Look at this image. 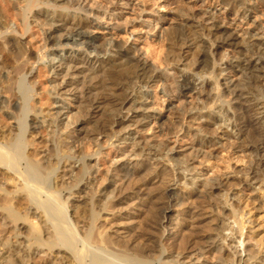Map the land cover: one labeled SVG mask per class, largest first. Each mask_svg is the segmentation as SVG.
I'll return each mask as SVG.
<instances>
[{
    "label": "bare ground",
    "instance_id": "1",
    "mask_svg": "<svg viewBox=\"0 0 264 264\" xmlns=\"http://www.w3.org/2000/svg\"><path fill=\"white\" fill-rule=\"evenodd\" d=\"M97 1L23 0V5L17 12V18H15L16 22H18L16 30L10 28L6 22H0V75L2 73L0 76V113L2 117L8 115L9 119L12 120L9 123H5L3 118L0 119V169L4 170V172L6 171L5 173H7L8 177L10 174L12 175L11 178L6 179L7 182L0 184V211H2V217H4L2 219L7 221V224L11 222L15 225L19 221L22 225H26V222L29 224L28 234L25 240L21 242L22 249H25L23 253H26V256L28 253L32 254L36 253V251L41 254L42 249L50 253L56 247L58 252L55 254L59 255V258H64L65 255H68L67 257L70 258L72 264H178L180 261L181 264H204L203 261L209 259L206 254L210 250H216L215 252L220 254H218L219 256L217 255L220 259L218 264H249L250 262L253 264H264L262 240L256 243L254 253H252V250L249 252L246 248H243V243L245 242H243L244 230L249 232V230L245 229V224L249 222L246 218L248 214L244 210L246 205L244 208L241 207V194L238 192L240 190L234 192L236 199L232 195L234 198L232 199L238 207L236 204L234 206L230 203L232 201L226 197L221 196L222 200L219 202V206H222L224 212L221 210L217 211V213H222L219 218H215L214 234L213 237H209L205 241L206 248H200L190 255L179 253L169 255V252H166L164 248L165 244L160 235L162 220L167 217L166 210H169L171 203L168 201L167 188L164 187L168 183H172L173 185H181L192 190L199 180H202L199 179L202 176L200 175L201 172L198 171L197 173V167L194 166V162L199 158V165L207 162L210 158V155H205L202 150L204 146L202 141L200 142L202 137H211L210 143L212 145L217 144L219 138H225L228 141L227 147L232 148L235 143L236 145L233 148L238 149L239 152L244 154V157H247L246 167L239 172L240 178L237 176L229 177L225 179V182L222 181L224 184L231 183V185L233 184L232 186L234 184L237 186L242 183L243 191H246L245 188L247 187L252 191L258 187L259 195L264 194V188L261 190V186L264 185V175L258 172L259 166L264 163V99L261 103L262 105L258 106L257 102L254 103V100L250 98H253L254 92H260V97L264 98L261 95L262 92L264 94V39L259 38V40L252 41V39L254 40L256 36L258 37L261 34V31L257 29L258 31L253 34L243 33V37L240 38L237 35L238 31H236V28L214 20L213 9H205L203 15L196 21L197 19L194 16L188 15L177 8L172 16L179 17L185 29L187 28L189 31L186 30L187 32L185 31V33L181 29L177 30L175 32V40L169 46H166V31L160 30L161 26L156 38L151 40L148 38V31L151 32L153 30H149V28L155 29L158 21H163L166 18H160L157 11L156 14L159 20L152 21L150 18H146V20H142V24H132L128 28V21L133 23L138 18L131 17L128 20V17L125 19L120 16L113 17L111 13L116 11V9L114 8V10L108 12L109 7L104 4L105 7H102V3ZM216 1L210 0V2L207 1V4L211 7V4ZM255 1L219 0V4L229 7L235 15H239L242 21H246L250 20L251 14L256 10ZM260 1L263 2V0ZM40 5L46 6L41 13L49 22V27H46L48 30L42 28L44 39L42 49L51 46L48 44L58 47L71 45L72 47L81 46L83 49H91L97 54L107 50L112 53L113 59L102 58L98 60V69H90L91 74L94 76L92 79H97L99 95L94 98L85 83L80 90V92H83L82 98L86 102L84 107L89 110L98 109L99 117L93 123L90 121L92 127L90 126L91 131L88 134L91 138L93 137L91 140L94 144H96L98 137L104 135L103 132L106 128L114 125L127 123L125 127L134 125L139 129L140 127H148L150 124L148 120H151V125L155 129L161 128L163 122L167 120L166 112L169 109L164 110L158 101L164 95L179 93L180 96H184L189 92H196V95L207 98L210 103L201 100L202 98L199 99L198 104H200L196 105L197 107L193 108V110H189L187 115L182 118L183 124L187 125L186 123H188L190 125L186 127L184 125L183 127L182 124L181 131L179 130L178 132L177 130L174 133V137L177 138L178 133L188 132L191 128L192 131H195L196 138L200 137L199 141L196 139V143H193L190 147L185 148L183 151L174 152L171 148L168 150L166 147H157L158 145L148 144L144 140L135 138L132 141L130 140L131 143L119 155L107 158L106 170L104 169L103 172L95 160L92 172L88 169V164H85V160L89 156L100 154L98 150H93L94 147L91 143H84L81 148L84 156H79L81 149L79 150L80 147L75 141L56 135L58 141L56 146L48 142L49 147H45L40 152H37L35 148V152L33 149L34 137L32 140V131L45 125V128L51 134L50 138H53L55 130L52 129L53 122H50L49 119L47 120L45 114L37 112V103L33 99L37 96L35 85L27 78L35 62L31 61L28 57L29 55L24 57L26 53L14 37L15 35L20 37L25 35L29 30L28 15ZM53 8L61 10L54 19V21L57 20L62 24L60 27H55L52 17L50 18L46 14L48 9ZM101 10H105V13ZM4 12L7 13V8H4ZM68 12H74V14L82 13L86 17L85 21L80 19L79 22V19H77L73 28L68 33H65V24L69 20ZM139 12L141 13V16H139L142 18L143 9L139 10ZM106 13H109L106 24L110 27V29L108 28L110 30L108 32L110 38L107 39V43L105 41L104 43L96 44L90 36L89 28L98 29L101 26V22L98 21H103L102 19H104ZM7 14H5L6 20ZM257 17L252 18V22H255ZM89 18H93V20L89 21ZM84 22L85 26L82 24ZM94 22L96 24H93ZM192 28L195 30H192ZM135 33H142L146 36L141 38L135 35V38L129 41L130 36ZM61 39H64L65 44L62 43L63 41L60 43ZM150 44L156 45V48L152 47V50L151 48L149 49ZM218 48L229 50L228 55L219 57ZM182 49L188 50L184 52ZM37 55V60H46V64L50 67L49 72L53 71L51 69H54V62L57 59V63L60 66L64 64V67H68V69H75L74 66L70 67L68 64L88 65V61L85 58L74 59L69 57L68 62L65 63L59 55L51 58L43 56L42 59H40L39 54ZM222 65H225L224 69H221ZM129 68H134L135 70L133 76L130 75V77L128 75L125 76V72ZM229 74L233 75H231L232 78L236 74H240V80L236 81L232 78H227ZM114 75L117 80L111 78ZM197 77L204 79L198 82ZM220 79L222 82L219 81ZM121 82L124 85H121ZM60 84H57V86L53 85V91L52 93L50 92V96L58 95L57 89L59 90L62 87ZM222 86L225 87L226 93L231 95L232 99L241 100L249 104L243 106H251V110H249L250 108L248 109L250 112L247 108H244L242 112L243 118L233 119L234 111L231 112L229 107H223L219 104L221 99L219 92H223ZM52 88L50 89L52 90ZM110 88L113 89L111 93L107 91ZM119 90L124 92L122 97L115 93ZM155 92H161L163 96H159ZM223 97H226V94ZM260 97L258 98L260 99ZM37 98L39 97L37 96ZM102 104L108 106L107 110L100 108ZM240 108L242 110V106ZM125 110L127 112H135L136 115L132 119L129 118V120L121 115ZM205 110L209 111L204 112ZM38 118H41V121ZM192 122L196 123V128H193ZM7 124L9 125L7 126ZM67 124L65 129L69 126ZM157 124L159 125L157 126ZM34 125H38V127ZM151 127L147 130H152ZM242 127H246V130L249 128L250 133L247 134L246 131H241ZM233 128L237 129L236 134L233 133L235 130ZM137 131L140 132V130ZM125 135L130 136L131 134L127 133ZM238 136L239 138L235 139ZM252 138L255 139L253 145L248 143ZM215 139L218 140L215 141ZM106 140L107 145L115 146L111 138ZM118 140L120 143L125 142L123 138ZM102 148L104 147L102 146ZM72 150L80 152L77 155L75 153L70 155L69 152H72ZM172 153H178L179 158L185 159L172 158L170 157ZM178 161L180 162L179 165L177 163L172 165L173 162ZM78 162L79 165L76 168L75 165ZM136 172L138 174L153 175L155 178L160 176L162 177V180H160L162 185L157 191L155 190L156 193L152 195V199L147 200L150 205H148L149 215H147L149 218L146 220L148 224L144 223L145 225H142L144 227L143 234H141L143 230L141 231L139 228L141 226H139L138 229H140L141 233L137 232V229V233L130 232L124 237H119L116 230H112V225H114L111 222L112 219L117 217L116 215L120 213L123 205H126L127 202H131L134 199H136L135 202H144L145 200L143 199L144 196L139 197L140 194L136 192H133L135 198L126 195L127 191H129V181ZM188 174H193L196 177L187 180L186 175ZM203 179L202 183L200 182L201 184L198 183L199 186H204L203 189H206V186L213 189L214 187L216 188V185L221 184L214 178V180L205 179L204 177ZM13 182L15 183L13 184ZM228 185L225 186L229 187ZM11 186L12 189H9ZM129 194L131 195V193ZM262 203L264 204L263 199ZM209 205L211 204L209 203ZM18 206L24 208L23 215L20 214V209L22 208L19 207L20 209H18ZM228 207L231 210H227ZM69 210L73 211V218H71ZM227 211L239 215L240 221L238 223L233 221L237 226L236 229H233L228 224L226 218L229 216L225 214ZM3 220L1 221L3 222ZM167 225L168 223L163 225V228L166 229ZM13 228L15 227L13 226ZM222 231H229L230 235L222 236ZM15 236L17 237V235ZM18 242L20 243V241ZM155 245H157L158 250L154 249ZM19 246L21 247L20 244ZM245 250L250 254L245 253ZM14 253L19 254L16 251ZM168 255L169 258L172 257L171 260L165 259V256L167 257ZM50 256H53V254L51 253ZM22 261L24 263V259ZM59 263L62 262L59 261ZM7 264L17 263L15 260H7Z\"/></svg>",
    "mask_w": 264,
    "mask_h": 264
},
{
    "label": "rangeland",
    "instance_id": "2",
    "mask_svg": "<svg viewBox=\"0 0 264 264\" xmlns=\"http://www.w3.org/2000/svg\"><path fill=\"white\" fill-rule=\"evenodd\" d=\"M22 1L23 0H0V22H2V23L6 22L10 28H12L13 30H16L17 29L16 24H18V22H16L17 20L15 18H17V15H18L17 12H19L20 8L23 5ZM98 1H100L102 3V7H105V6L109 7L108 12H110V10L111 11L114 10V8L116 9V11H112V13H111V14H113V17L114 16L115 17L120 16L122 19H125L126 17H128V20H129V18L131 19V17L138 18V20L136 19L135 22H133V23H131V21L130 22L128 21V28L131 27L132 24H134V25L142 24V20H146V18H150L152 21L153 20H159V17H157V14H156V11H157L160 18H164V17H166V18L163 21L159 20L158 25L155 26V29L149 28V30L153 29L151 32L148 31V29H147L148 38H150V40L153 38H156L157 33L159 34V32H160L159 27L161 26L160 30L162 29L163 32L166 31L165 32L166 37H167L165 40L166 46H169V44H171V42H173V40H175L174 37L176 35L175 32H177V30L181 29L184 32L187 30V28L185 29V27L183 26L184 24L182 23L181 19H179V17L172 16L173 14H175V11L177 10V8L179 10L186 12L188 15L190 14L191 16H194L197 19L196 21H198V18L203 15V11L205 9H207V10L213 9L214 20L217 22H223L226 25H230V27L236 28V31H238L237 35L240 38L243 37V35H244L243 33H246V34L252 33L253 34V33H256L258 31L257 29H259L261 31V34L258 37L257 36L255 37L258 39L254 38V40L252 39V41L259 40V38L264 39V0H263V2H261L260 0L255 1V3H256L255 9L256 10H254V13L251 14L252 16H251L250 20H246V21H244V20L242 21L239 18V15L238 14L235 15V13L232 10H230L229 7H224L221 4H219V0L212 3L211 7H209V4H207V1L210 2V0H122L123 2L120 0H116V1L114 0V2H113V0H98ZM227 1H231V0H227ZM124 3H126V4L124 5ZM4 8H7L8 14L4 12ZM45 8H46V6H44V5H40L37 8H34L32 10V12L28 15V25H29L28 28H29V30L25 33V35L23 37H20L19 35H15V37H14L17 40V42L20 44L21 48L25 51L26 54L24 57L29 55L28 57L31 59V61L35 62L32 66L33 69L31 70V73L29 74V76H27V78H29L30 81L34 83L35 91L37 93V96L39 97V98H37V96H35L33 98L35 100V102L37 103V112L45 114V116L47 117L46 119L47 120L49 119L50 122H53V128L52 129L55 130V135L53 138H50L51 134H50L49 130L47 128H45V125L43 127L36 128L34 131H32L33 132L32 140L34 137V146H35V147L33 146L34 151H35V148H36L37 152L43 151L45 147H49L48 146L49 143H52V145L56 146L58 143L56 135H60L67 140L69 139L70 141H75L76 144H78V146L80 147L79 150L82 148L84 143H86V142L91 143L92 146L94 147L93 150L94 149H95L94 151L98 150L100 154L89 156L85 160V164H88V166H89L88 169L92 172L94 170L93 165H94V160H95L98 167L103 172L104 169L106 170V166H107L106 162L108 160L107 158H111L115 155H119L120 152L124 151L127 148V146L131 143V141L135 138H138L140 140H144V142H147L148 144H152V145H156V146L158 145L157 147H163V148L166 147L168 150L171 148V149H173L174 152H178L181 150L183 151L185 148L193 145V143H196L197 138L195 136V131H192L191 128L188 132L186 131L183 133L182 132L178 133L177 138L174 137V133L177 132V130H178V132H179V130L181 131V127L183 124L182 123L183 116L187 115V112L189 110H191V109L193 110V108H196L200 104V103L198 104L199 99L202 98L201 100L206 101V103H208L210 100H208L207 98H205L203 96H198V94L196 95V92H189V93H186L184 96H180L179 93H175V94L173 93L171 95H167V96L164 95L163 96V94H161V92H155V93H158L159 96H161V95L163 96L162 99L160 101H158L162 105L163 109L164 110L169 109V111L171 110L170 112L169 111L166 112V116H168V117L166 118L167 120H165L163 122V124H162L163 126H161V128L159 127L157 129H155V127H153L151 125L152 124L150 122L151 120H148L150 123L148 127H140L139 129H137V127L134 125H133L134 127L133 126L125 127L127 125V123H124L122 125H116V126L114 125V126H110V127L106 128L105 131L103 132L104 135L98 137L96 144H94V142L91 140V139H93V137L91 138L88 134H90V131H91L90 130V126L92 127V125H90L91 122L93 123V121L99 117V114L97 112L98 109L97 110H95V109L89 110V109L84 107V104L86 102L82 98L83 92H80V90L82 88V85L85 83L86 86L88 85L89 90H91L90 93H91V95H94V98L99 95L100 92H99V89L97 87L98 86L97 79H92L94 76L91 74L90 69H98L99 68L98 60H100L102 58L103 59H105V58L113 59L112 53H111V51L107 50L106 52H103L101 54H97L95 51H92L91 49H83L81 46H73L72 47L71 45H64L63 47H58V46H52V44H48L51 46H47L46 49H42V47L44 45L43 44L44 39H43V34H42V28L45 30H48V28H46V27H49L48 26L49 22L44 18V16L41 13L42 10ZM142 9H143V13H142V18H141L140 17L141 13L139 12V10L141 11ZM59 11H61V10L58 8H56V9L53 8V9H48L47 13H46L47 15H49L50 18L52 17L51 19H52V22H54L55 27H60L62 25L57 20L54 21L56 15L59 14ZM101 11L103 13H105V10H101ZM5 14L8 15L7 20H6ZM108 14L109 13H106L104 19H102L103 21H98V22H101L100 23L101 26H99L98 29L89 28L90 36L93 38V40L96 44L104 43L105 41L107 43V41H108L107 39L110 38V36L108 35V32L110 31L109 30L110 27H109V25L106 24L107 19H108ZM67 15H69V20L65 24V27H66L65 33H68L70 31V29L73 28V26L77 22V19H79V22H80V19H81V21H85V17H86L82 13L74 14V12H68ZM74 16H76V18H74ZM256 16H258L256 21L252 22L253 21L252 18H254ZM91 20H93V18H89V21H91ZM33 22H36V23H33ZM43 24H45V25H43ZM82 24L85 26V22ZM93 24H96V23L94 22ZM84 30H85V28H84ZM192 30H195V29L192 28ZM187 31H189V30H187ZM128 32H130V31H128ZM135 35H138L141 38L142 37L144 38L146 36L142 33L141 34L135 33L132 36H130L129 41L133 40L135 38ZM61 42L63 44H65L64 39H61L60 43ZM152 47L156 48V45L150 44L149 49L151 48V50H152L153 49ZM182 50L185 52L188 49H182ZM217 53H218L219 57L221 55L227 56L229 53V50H225L224 48H218ZM37 54L40 55V59H42L43 56L45 58H47V57L51 58L52 56L59 55V57L62 58L63 62H65V63L68 62L69 57H73L74 59L75 58H81V59L85 58L86 61H88V65L83 66L82 64H75V65L74 64L73 65L68 64V66H70V67L71 66L75 67V69L74 68L68 69V67H64L65 66L64 64L62 66H60L57 63V61H58V59H57L54 62L55 63L54 69H51V71L52 70L53 71L49 72L50 67L48 64H46V60H37V56H38ZM229 55H231V54H229ZM224 67H225V65H222L221 69L222 68L224 69ZM134 72H135L134 68H129L126 70L125 76H127V75H128V77H130V75L133 76ZM224 74H228V73H224ZM1 75H2V73H1ZM231 75L232 74L227 75V78L231 79L232 78ZM111 78L113 80H117L115 75L112 76ZM201 79H204V78H198L197 77L198 82H200ZM232 79L236 80V81L240 80V74H236V76L233 77ZM219 81H221V79ZM57 84H60V86H62V87H60L59 90L57 89L58 95H56V96L51 95L50 96V94L53 91L52 87L57 86ZM120 84L124 85L123 82H121ZM50 88H52V90ZM222 89H223L222 90L223 92H219L220 97H221L219 104H221V106H223V107H229L231 109V112L234 111L233 115H232L233 119L243 118L244 115L242 114V112L244 111V108H247V110L250 108L249 110H251V106L250 107L249 106H243L245 104L246 105H249V104H247L241 100L240 101L237 100L238 101L237 102L236 100L232 99L231 95L226 93L227 91L225 90L224 86H222ZM122 90H119L118 92H115V93L118 95H121L120 97H122L124 94V92ZM107 91H110V93H111L113 91V89L110 88V90L108 89ZM244 93H246V92H244ZM262 93H261V95L264 96V94H262ZM225 94H226V97H223L224 98L223 99L222 96ZM254 94H253L254 99L252 97H250V98L252 100H254L253 101L254 103L257 102L256 104H258V106H261L262 105L261 103H262L264 98L260 97V92H254ZM227 95H229V96H227ZM257 96L260 97V99ZM229 97H231V98L229 99ZM257 98H258V100H257ZM153 100H154V98H153ZM239 103H241V104H239ZM242 103H244V104H242ZM129 104H131V102H129ZM169 104H170V106H169ZM240 106H242V110H241ZM134 107H138V106H134ZM100 108H102V110H107L106 108H108V106L102 104L100 106ZM208 111L205 110L204 112H208ZM251 114H252V112H251ZM121 115H123L124 117H126L128 119L129 118L132 119V117H134L136 115V113L131 112V111L127 112V110H125V111H123V113ZM239 115H241V116H239ZM30 116H31V114H30ZM1 118L4 119L5 123H9V121L10 122L12 121L11 119H9L8 115L2 117V114L0 113V119ZM6 119H9V120H6ZM38 120L41 121V118H38ZM66 124L69 126H67V128L65 129ZM186 124L187 125H185V123H184L183 127H184V125H185V127L190 125V124L188 125V123H186ZM8 125L9 124H7V126ZM158 125L159 124H157V126ZM191 125L193 126V128H196V126H197L196 123H194V122H192ZM36 126L38 127V125H36ZM149 127H151L152 130L148 131L147 129ZM137 130H140V132ZM233 130H234L233 133L236 134L237 129L233 128ZM243 130L246 131L247 134L250 133L249 128H247V130H246V127H244V128L242 127L241 131H243ZM86 133H87V135H86ZM127 133H129L131 135L130 136L125 135ZM95 136H94V138H95ZM87 137H89V138L87 139ZM113 137H114V139H113ZM109 138L112 139V143H114V145H115L114 147L106 144L105 141H107L106 139H109ZM119 138H121V139L123 138L125 142L120 143L118 140ZM210 138L211 137H209V136L202 137L201 139H200V137H198V139H200V142L202 141V144L204 145L202 148L203 152H205L204 154L207 156L210 155L209 156L210 158L208 159L207 162H204L201 165H199L200 164V158H199L196 162H194V166L197 167L196 168L197 173H198V171L201 172L200 175H202L205 179H207V178L209 180L215 179L218 181V183H221V184L218 186L216 185V188L214 187L213 189L212 188L210 189L208 186H206V189L208 188L206 191L205 188H204L205 190L203 189L204 186L198 185V183L201 184L202 181L204 180L203 177L201 176L199 179H202V180H199L197 185H195L192 190H189L188 188H184L181 185H173L172 183L171 184L168 183L164 187V188H167L166 189L167 195L169 196L168 201H169V203L170 202L171 203H170V206L168 208L169 210H166V216L167 217L164 220H162V227H161V234L160 235L162 237V241L165 244V246L169 247V248H167L164 246V248L166 249V252H169V255H172V254L174 255L177 253L184 254V255L185 254L190 255L192 253H195L200 248H206L207 245H205V241L208 240L209 237L210 238L213 237V234H214L213 228L215 225V218H219V215L222 213V212H220V213L218 212L219 213L218 214L217 211H220V210L223 211L224 210V209H222V206L221 207L219 206L220 205L219 202H221V200H222L221 198L223 196L226 197L228 200L232 201L230 203H232L234 205V204H236V202L233 200L234 199L233 197H235V199H236V195H234V192H237L238 190H240L238 192L241 194V196H240L241 197L240 201H241V205H242L241 207L244 208V206L246 205L245 206L246 209L244 208V210H246L245 212L248 214L246 216V218L248 219L247 221L249 223H251V224H249V223L245 224V227H246L245 229L249 230V232L244 230L243 242L244 241L245 242L243 243V248L244 249L246 248L249 252H251V250H252V253H254L256 250V249H254L256 243H259V241H261V240H262L261 245L264 246V204L262 203V199L264 200V194L259 195L258 187L256 188V186H255L256 189L253 191L250 190V188H248V187L245 188L246 191H243L242 190V186H243L242 183H241V185H237V186H235L236 184H234V186H232L233 184L231 185V183H228L230 185L223 183V182H225V179H228L229 177H232V176L233 177L237 176L240 178L239 172L242 171L243 168L246 167L247 157H244V154L239 152L238 149L233 148L236 145L235 143H234L232 148L231 147L229 148V147H227L228 141L225 138H219V140L215 139V141L218 140L219 144L217 143L215 145H212V143H210V140H211ZM238 138H239V136L236 137L235 139H238ZM49 140H51V141H49ZM236 141H239V140H236ZM247 142H248V140H247ZM253 142L255 143V139L252 138V140L249 141L248 143L253 145L254 144ZM222 144H224V145L222 146ZM225 144H226V146H225ZM117 145H118V147H117ZM102 146L104 148H102ZM79 152L80 151L76 152V151L72 150V152H69V154L71 155L72 153H75L77 155ZM79 156H84L82 149H81ZM170 157H172V158L178 157V159L181 158V157L179 158L178 153H176V154L172 153L170 155ZM181 159H185V158H181ZM198 161H199V163H198ZM175 163H177L178 165L180 164V162L178 161V162H173L172 165H174ZM78 165H79V162L75 165L76 168ZM261 166H259L258 172L260 174L264 175V163L261 164ZM0 170H1L0 172L2 173V175L0 173V178H1L0 184H1V183L7 182L6 179L11 178L12 175L10 174L8 177L7 173H5L6 171L4 172V170H2V169H0ZM61 171L59 172L60 176L62 175ZM158 177L160 179L155 178V176H153V175L152 176L148 175V174L145 175L143 173L138 174L136 172L133 175V178L129 181V185H130L129 191H127L126 195L131 196V198H135L134 193L136 192V193L140 194L139 197L144 196L143 199H145V200H144V202L139 201L140 203L138 201L135 202L136 199L133 200L134 203H133V201H131L132 203L127 202L126 205H123V207H122L123 209L120 210V213H118V215H116L117 217L112 219L111 222L114 223V225H112V230L113 231L116 230L117 235L119 237H124V236H126L127 233H130V232H136V230L138 229L139 226L142 227V228L139 227L142 231L144 228L142 225L148 224V223H146L147 222L146 220H147V218H149L147 215H149V212H148L149 208L148 207L150 205L148 203L149 201H147V200H151L152 195L155 194L157 189L160 188L162 185L160 182V180H162L161 179L162 177H160V176H158ZM194 177H196V176H194L193 174L186 175L187 180H190L191 178H194ZM61 180H62V178H61ZM219 181H221V182H219ZM14 183L15 182H13V184ZM225 185H228L230 188L225 186ZM224 187H227V188H224ZM196 188L198 189L199 193H198ZM263 188H264V185L261 186V190H263ZM9 189H12V186ZM208 190H211V191L208 192ZM223 190H226V191H223ZM250 191L253 194H251ZM129 193H131V195ZM200 194H201V196H200ZM232 195H234V196L232 197ZM181 197L183 198V200ZM217 199H218V201H217ZM260 200H261V202H260ZM214 202H216L218 204H216ZM0 203H1V201H0ZM209 203L211 205H209ZM212 206H213V209H212ZM216 206L217 207L219 206L220 209H219V207L217 208ZM236 206H237V204H236ZM19 207L20 206H18V209L22 208V207H20V208ZM0 210H1V208H0ZM20 210H21L20 214L23 215L24 214V208H22ZM20 210H19V212H20ZM227 210H231V208L228 207ZM69 214L71 215V218L74 217L72 210H69ZM225 214H227L229 216L226 218L228 221V224L233 229L234 228L236 229L237 226L235 225V223H238L240 221V218H238L239 215L229 213V211L225 212ZM0 215H1V217H0V263H2V261H4L2 264H7V260H12V261L15 260V262L17 264H20V263L25 264L26 261H27L26 264H54V263L56 264V263H59V261L62 262L59 264H72V261H70V258L67 257L68 255H65V257H64L66 261L64 260L63 257L59 258V255H56L58 252L56 247L54 249H52V252H50V253H47L45 251V249H42L41 254H40V252L36 251V253H32L33 255L28 253V255L26 256L25 255L26 253H23L25 249H22V243L21 242H23L25 240V238L28 234L29 224L26 222L25 223L26 225H24V224L22 225L20 221L18 223H15V225L12 224L11 222H10V224L9 223L7 224V221H4L2 219V218H4V217H2V211H0ZM1 220H3V222ZM233 221L235 223H233ZM167 223H168L167 228L164 229L163 225H166ZM13 226L15 228H13ZM151 226H153V224H151ZM140 229H138L137 232L139 231V233H141ZM143 232H144V230L142 231L141 234H143ZM221 234H222V236H229L230 232L229 231H222ZM15 235H17V237ZM42 237H43V235H42ZM254 239H256V240H254ZM18 241H20V243ZM19 244L21 245V247L19 246ZM154 249L158 250L157 245H155ZM13 251L14 252L16 251V253H19V254H15ZM44 251H45V253H44ZM210 251L206 254V256L209 259H206L207 261L206 260L203 261L204 264H218V260H220L218 256L220 254L218 252H215L216 250H210ZM249 252L246 251L245 253L250 254ZM43 253H44V256H43ZM51 253L53 254V256H50ZM22 255H23V257H22ZM169 255L167 256L168 258L165 256V259L171 260L172 257L169 258ZM8 257H10V258H8ZM55 257L57 258L56 260H55ZM1 259H3V260L1 261ZM21 259L22 260L24 259V263H22L23 261ZM67 259L69 262L67 261ZM180 262L178 264H181ZM251 263L252 262H250L249 264H251ZM160 264H163V263H160ZM254 264H258V263H254Z\"/></svg>",
    "mask_w": 264,
    "mask_h": 264
}]
</instances>
